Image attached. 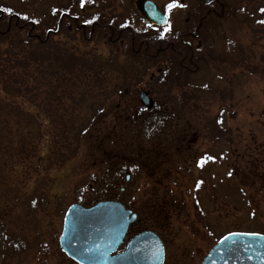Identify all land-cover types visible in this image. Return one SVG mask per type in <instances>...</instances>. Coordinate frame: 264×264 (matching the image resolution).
I'll return each mask as SVG.
<instances>
[{
	"label": "rangeland",
	"instance_id": "1",
	"mask_svg": "<svg viewBox=\"0 0 264 264\" xmlns=\"http://www.w3.org/2000/svg\"><path fill=\"white\" fill-rule=\"evenodd\" d=\"M153 1L168 31L149 27L137 0H0L12 9L0 29L16 13L42 31L66 10L80 24L103 19L180 43L204 9L203 0ZM222 1L225 18L205 26L206 59L174 86L158 75L161 61L135 55L127 33L113 45L105 29L51 39L74 73L44 69L7 91L0 69V264H77L59 245L65 213L104 189L138 214L129 236L161 237L164 264H201L230 232L264 234V0ZM12 41L0 39V65ZM148 88L168 109L141 104ZM206 157L215 159L201 167ZM118 167L128 183L116 180Z\"/></svg>",
	"mask_w": 264,
	"mask_h": 264
},
{
	"label": "water",
	"instance_id": "2",
	"mask_svg": "<svg viewBox=\"0 0 264 264\" xmlns=\"http://www.w3.org/2000/svg\"><path fill=\"white\" fill-rule=\"evenodd\" d=\"M136 6L146 21L158 26L168 22L154 2L137 0ZM140 99L148 109L153 107L147 92H142ZM136 219L137 214L118 201H103L91 207L73 204L65 214L60 248L78 264H164L163 243L152 231L136 235L124 252L115 254ZM230 234L224 236L227 240H219L202 264H264V235Z\"/></svg>",
	"mask_w": 264,
	"mask_h": 264
},
{
	"label": "flooded vegetation",
	"instance_id": "3",
	"mask_svg": "<svg viewBox=\"0 0 264 264\" xmlns=\"http://www.w3.org/2000/svg\"><path fill=\"white\" fill-rule=\"evenodd\" d=\"M203 1L204 9L193 16V21L187 19L189 24L185 32H183L180 36V43L166 41L162 38L151 39L149 38L148 34L135 33L127 25L120 26L118 30H116L117 28L115 26L106 24L103 19L92 21L90 23L84 22L80 24V18L78 17V15L75 16L72 12L66 10L60 13V21L62 25L66 26L70 30V33L72 32L73 28L74 30L79 29L82 31L84 37L86 35L85 30L87 28H90V34L103 29L108 30L110 32V43H112L113 45H116V43L121 44V36L127 33L129 39L131 40L132 52L135 55L143 56L151 63L161 61L162 66L158 68V75H163L165 78L168 77L172 79L171 84H173L174 86L176 84V80L178 78L181 79L184 74L198 71L201 62H204V59H206L205 54L207 51V47L204 44L206 37V34L204 33L206 24L210 20H213L212 22L221 21L226 16V7L222 0H211V2H209V0ZM168 23L169 18L167 24ZM150 25L157 29L162 28L156 25ZM76 32L79 33V31ZM88 42L90 41L88 40ZM151 46H153L154 48L152 49ZM178 65L179 68L177 67ZM153 77L154 75L151 76L149 81H151ZM160 80L161 79L159 78V82L162 83L163 81ZM145 92L149 94L154 104L150 110L159 109V107L161 106L165 110L168 109V104L163 102L161 103V101H159L158 104L155 102L156 100L154 99L152 90H150V88H148V90H146ZM170 108L171 107L169 106V109ZM129 233L127 235V238L125 239L126 242L139 232L135 233L132 236H129Z\"/></svg>",
	"mask_w": 264,
	"mask_h": 264
},
{
	"label": "trees",
	"instance_id": "4",
	"mask_svg": "<svg viewBox=\"0 0 264 264\" xmlns=\"http://www.w3.org/2000/svg\"><path fill=\"white\" fill-rule=\"evenodd\" d=\"M6 15V11L0 9V22L7 17ZM21 20V16L14 13L8 17L5 28L0 29V39H3L4 42L14 40L9 45L10 49L8 51H4L6 58H2V64L0 65L1 70H7V74L4 75V77L7 76V78H9L2 81L3 88L5 90L8 91V89L12 88V85L14 84L20 85V81L24 83L26 81L25 78L30 79V73L35 77L36 72H38L39 75V73L43 72L44 69L48 72L49 69H52V75L60 71L65 74L75 72V66H71V64H67L65 66L61 65L63 59L65 58L64 55H67V51L63 47L64 45L59 42L54 43L53 40L51 41L55 35L70 33V30L61 24L60 14L53 27H49L47 24L42 25V31L35 26V22L28 21L27 23H20ZM28 26L30 27L27 31L26 29ZM34 30L36 34H33ZM37 31L39 34H37ZM75 31L82 32L79 29H75ZM16 46L17 50L14 49ZM46 62L47 67H45ZM177 67L179 68V65ZM15 70H19V73ZM179 81L180 78L176 80V84ZM186 97L189 96H184L185 99H187ZM186 101H188V99ZM116 175V180H119L124 175V182L126 181L124 168L122 169L121 167H118ZM104 191H106V189L103 191L100 190L97 193V198L92 204L109 200L106 192Z\"/></svg>",
	"mask_w": 264,
	"mask_h": 264
},
{
	"label": "snow or ice",
	"instance_id": "5",
	"mask_svg": "<svg viewBox=\"0 0 264 264\" xmlns=\"http://www.w3.org/2000/svg\"><path fill=\"white\" fill-rule=\"evenodd\" d=\"M209 2H211V0H209ZM83 5H84V0H81V6L83 7ZM176 6H177V4L175 2H172V3H169L167 5V8L169 10H171L172 8H174ZM181 6H183V5H181ZM3 11H6L8 13H11L12 12V9L6 8V9H3ZM261 11L264 12V9H261ZM152 15H153V17H156L157 16V13L155 11H153ZM90 22L91 21H86V23H90ZM164 23L167 25V21H164ZM149 27H151V25H149ZM169 29H170V25H167V27L164 30L165 31H168ZM218 122H222V121H218ZM214 159H215V157H206V158H202L198 163L202 167L204 165V163H206L208 160H214ZM228 175L231 176L232 173L229 172ZM199 183H202V181L199 182ZM199 183L197 184V187H199ZM230 235H238V234H230ZM250 235H258V234L252 233ZM227 239H228V237H224V240H227ZM221 243H223V241H221ZM233 243H235V242H233ZM158 254H159V249L157 250V256H158Z\"/></svg>",
	"mask_w": 264,
	"mask_h": 264
}]
</instances>
